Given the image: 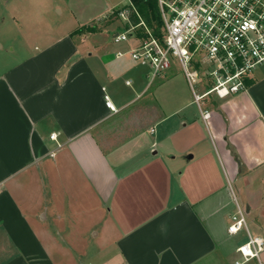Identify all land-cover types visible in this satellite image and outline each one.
<instances>
[{
    "label": "crops",
    "instance_id": "1",
    "mask_svg": "<svg viewBox=\"0 0 264 264\" xmlns=\"http://www.w3.org/2000/svg\"><path fill=\"white\" fill-rule=\"evenodd\" d=\"M113 7L82 4L78 25L0 74V264L242 261L237 205L264 239V63L200 107L185 76L151 80L117 55L134 39L105 49L103 30L72 34Z\"/></svg>",
    "mask_w": 264,
    "mask_h": 264
},
{
    "label": "built area",
    "instance_id": "2",
    "mask_svg": "<svg viewBox=\"0 0 264 264\" xmlns=\"http://www.w3.org/2000/svg\"><path fill=\"white\" fill-rule=\"evenodd\" d=\"M157 5L161 37L132 0L120 8L123 30L113 40L136 42L118 56L129 54L148 66L151 80L174 73V63H178L200 107L211 93L224 98L247 89L248 78L264 63V0H157ZM132 16L138 20L133 21ZM206 85L207 90L200 92V86ZM202 115L208 119L210 112L202 109ZM51 138L56 139L57 134L52 133ZM242 230L248 239L237 248L243 260L234 264L259 259L264 250V239L250 234L246 210L237 205L228 231L237 234Z\"/></svg>",
    "mask_w": 264,
    "mask_h": 264
},
{
    "label": "rangeland",
    "instance_id": "3",
    "mask_svg": "<svg viewBox=\"0 0 264 264\" xmlns=\"http://www.w3.org/2000/svg\"><path fill=\"white\" fill-rule=\"evenodd\" d=\"M105 2L115 7L104 17L99 19L97 16L96 21L88 24L96 23L103 30L98 36L104 42L102 45L105 49L124 48L127 43H116L113 35L123 30L124 22L117 10L119 12L129 0H0V74L29 55L35 46L39 48L42 39L59 37L78 25L73 20L75 13L81 11L82 4L85 6L84 12L92 14L101 10ZM93 41L91 37L86 43ZM173 68L175 71L170 76H184L178 63H174Z\"/></svg>",
    "mask_w": 264,
    "mask_h": 264
},
{
    "label": "trees",
    "instance_id": "4",
    "mask_svg": "<svg viewBox=\"0 0 264 264\" xmlns=\"http://www.w3.org/2000/svg\"><path fill=\"white\" fill-rule=\"evenodd\" d=\"M142 17L148 23V25L153 29L154 33L158 36H162L161 30V17L157 5V0H132ZM118 13V10H117ZM133 21L138 19L135 16H132ZM101 29L97 24H84L79 26L72 34H83V33H94L100 31Z\"/></svg>",
    "mask_w": 264,
    "mask_h": 264
},
{
    "label": "snow or ice",
    "instance_id": "5",
    "mask_svg": "<svg viewBox=\"0 0 264 264\" xmlns=\"http://www.w3.org/2000/svg\"><path fill=\"white\" fill-rule=\"evenodd\" d=\"M235 231V229H233Z\"/></svg>",
    "mask_w": 264,
    "mask_h": 264
}]
</instances>
